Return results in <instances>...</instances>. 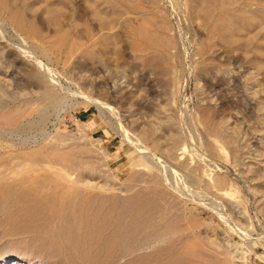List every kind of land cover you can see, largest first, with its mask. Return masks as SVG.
I'll return each instance as SVG.
<instances>
[{
	"label": "rangeland",
	"instance_id": "rangeland-1",
	"mask_svg": "<svg viewBox=\"0 0 264 264\" xmlns=\"http://www.w3.org/2000/svg\"><path fill=\"white\" fill-rule=\"evenodd\" d=\"M106 1L94 0L93 5L113 24L109 34L114 38L106 43L100 41L102 33L107 32L99 33L98 18L88 19L89 30L92 27L94 32L97 31L99 41L96 48L89 43L85 47L88 45L99 54L100 57L95 58L83 57L74 49L77 31L82 32L84 26L75 30L69 26V21H64L75 11L70 0H48L46 3L44 0H6V3L19 9L40 32L42 40L38 43L47 49L49 56L52 55L44 61L50 60L49 65L57 73H64L75 82H79L82 75L91 76L95 86L88 88L90 94L103 98L119 111L129 130L157 127L169 144L173 143L178 130L183 133L188 158L195 166L202 165L199 173L208 178H205L208 185L201 188L205 194L201 196L209 208L191 203L188 217L183 215L179 225L183 226L181 231L188 230L187 237L201 244L203 249L211 250L204 249L207 259L204 264L218 263L216 260L220 259V264H232V255H237L235 264L238 261V264H264V0H128V4L119 2L114 8L110 6L112 2L108 0L110 4H106ZM43 2L46 7L42 6ZM76 2L80 7L77 14L84 16V0ZM48 5L61 11L51 14ZM132 5L137 9L141 6L144 13L131 11ZM143 16L154 19L147 29L159 39H169V49H152L139 38L126 34L130 27L135 30L140 25ZM4 19L7 14L0 10V20ZM52 19L61 24H54ZM65 28L69 33L63 42L60 35ZM6 37L13 41L9 35ZM128 37L134 38L133 41ZM225 37L232 41H224ZM143 45L147 48L145 51H141ZM71 48L76 55L67 56ZM0 50H3L0 51V76H10L12 85L11 91L9 87H2L10 91L8 94L12 97L3 99L0 95V100L11 102L15 98L17 106L27 109L25 98L18 99V92L22 88L25 92L33 89L30 78L33 67L20 60L12 50L1 46ZM65 87L71 88L70 84ZM66 97L68 109L62 113L61 121L51 116L45 126L44 134L48 140L69 158L77 160L81 167H96L102 174L106 170L105 153L110 174L117 184L126 190L134 187L123 194L112 191L111 194L128 197L145 189L147 185L130 180L139 156L123 143L114 123H109L110 116L101 115L95 106L83 104L80 98H73L68 93ZM193 129L202 136L200 144L190 136ZM40 133L43 134L34 130L25 136L36 134L41 137ZM138 173L143 175L144 170L138 169ZM209 176L214 177L217 187L213 181L209 182ZM216 202L225 206L220 209L223 217L210 208ZM209 236L224 247L220 252L222 249L225 252L217 253L221 256L209 247ZM14 240L3 237L0 232V264L42 263L35 255L32 257L29 251L14 244ZM229 242L233 244L232 250L226 248Z\"/></svg>",
	"mask_w": 264,
	"mask_h": 264
},
{
	"label": "bare ground",
	"instance_id": "bare-ground-1",
	"mask_svg": "<svg viewBox=\"0 0 264 264\" xmlns=\"http://www.w3.org/2000/svg\"><path fill=\"white\" fill-rule=\"evenodd\" d=\"M44 1L46 3L48 0ZM109 1L107 0L106 4L114 8V4L127 3L128 0ZM155 1L152 0V2ZM45 3L43 2L42 6ZM70 3L75 11L73 10L74 13L69 17L66 16L64 21H69V26L75 30L79 26L81 28V25L84 26L82 32L77 31L74 49L80 51L83 57H100L93 48L88 45L85 47L89 43L96 48L95 44L99 41L95 34L97 31L94 32L92 27L89 30L88 19L96 17L100 20L99 33L107 32L102 33L100 37V41L104 43L114 38L109 34L113 30V24L108 17L98 13L100 10L96 11L98 9H95L93 5L94 0H84L85 15L81 17L77 14L80 7L76 0H70ZM49 5L47 6L49 13L55 14L61 11V9L54 10ZM140 8L142 7L137 9L133 6L131 11L139 13L142 11ZM0 10L7 14V19L0 20L1 48L12 50L20 60L33 67L30 75L33 89L25 92L22 88L18 92V99L25 98L24 103L28 108L22 109L17 106L18 101L14 100L15 98H12L11 102L0 100V232L3 237L16 239L13 241L14 244L29 251L31 256L35 255L42 261L41 264L43 262L48 264H204L207 260L205 251L211 250L204 248L206 249L204 251L201 244L187 237L188 230L181 231L180 228L183 226L179 225L182 216L189 214L191 203L209 208L201 196L205 194L201 188L208 185L205 183L207 177L199 173L202 165L195 166L188 158L184 144L186 137L183 133L178 130V133L172 136L173 143L169 144L159 134L157 127L141 131L129 130L123 123L119 111L103 98H95L90 94L88 88L95 86L91 76L82 75L79 82H75L64 73H57L49 65L50 60L44 61V58L52 57V55L49 56L47 49L38 43L41 39L40 32L31 21L25 19L26 16H23L19 9L9 7L6 0H0ZM128 12L131 13L129 10ZM145 17H142V24L134 28L135 30L132 27L130 29L126 27V34L139 38L143 44L152 49L160 47L169 49L171 41L159 39L149 32L150 29L147 28L153 25L154 19ZM52 21L54 24H61L57 19ZM66 28L61 35L59 33L63 42L69 33ZM7 35L13 41L7 38ZM224 41L230 43L232 40L225 37ZM102 47L104 48L101 44ZM145 48L141 51H145ZM74 53L71 48L66 55L72 56ZM8 77L10 76L3 78L0 76V95L3 99L12 97L8 94L12 86ZM66 84H70L71 88L65 87ZM2 87H9L10 91ZM66 93L73 98H80L83 104L95 106L101 115L110 116L109 123H114L123 143L132 147L139 156L134 163L135 170L130 180L147 185L145 189H139L133 194L131 192L128 197L111 194V191L123 194L132 191L134 187L126 190L117 184L110 174L111 170L107 166L108 158L105 153H103V160L106 162V170L102 174L96 167H81L77 160L69 158L67 153L58 150L59 147L57 148V145L48 140L44 134L45 126L51 116L61 121L59 119L62 118V113L68 109ZM154 124L157 126V123ZM34 130H40L43 133H40L41 137L36 134L32 135L33 137L25 136L28 133L32 134ZM190 132V136L200 144L202 136L199 132H195L194 129ZM199 161L203 163L200 157ZM138 169H143L144 174L140 175ZM210 181H213L214 187H217L213 176H209ZM223 206V203L216 202L210 208L221 217L220 209L225 207ZM188 227L190 229V226ZM207 243L209 247H213L212 250L214 249L213 252L218 257L221 255L217 253L225 252L224 249L220 252V249L224 247L218 245L217 241L210 236L207 238ZM232 246L233 244L229 242L226 248L232 250ZM236 257L231 256L232 264H235ZM216 261L219 262L213 261L214 264L222 263L221 259Z\"/></svg>",
	"mask_w": 264,
	"mask_h": 264
}]
</instances>
